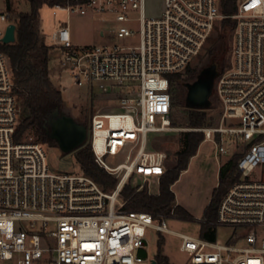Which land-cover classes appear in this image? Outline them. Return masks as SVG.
<instances>
[{
  "label": "built area",
  "instance_id": "2783aa9c",
  "mask_svg": "<svg viewBox=\"0 0 264 264\" xmlns=\"http://www.w3.org/2000/svg\"><path fill=\"white\" fill-rule=\"evenodd\" d=\"M160 2L153 10L148 0H65L54 7L110 16L117 37L127 40L76 47L68 23L52 35L78 85L98 83L117 99L92 115L89 142L96 163L117 180L110 192L83 173L54 171L45 144L17 139L13 73L0 51V264H137L147 258L149 230L174 234L167 225L174 214L154 219L127 211L122 191L131 179L160 185L168 172L167 153L152 148L151 136L177 131L169 76L183 73L225 20L234 30L230 66L215 88L219 121L190 131L203 133L218 156L239 157L214 223L233 230L229 243L236 245L179 235L180 250L190 264H264V0H236L233 12L225 0ZM0 21L12 24L8 13Z\"/></svg>",
  "mask_w": 264,
  "mask_h": 264
},
{
  "label": "rangeland",
  "instance_id": "374dc122",
  "mask_svg": "<svg viewBox=\"0 0 264 264\" xmlns=\"http://www.w3.org/2000/svg\"><path fill=\"white\" fill-rule=\"evenodd\" d=\"M160 1L148 0V6L151 10L159 8L161 6ZM54 7L45 5L40 11L43 38L47 45L53 47L50 52L49 62L50 78L54 86L62 94V111L87 127L88 138L86 142L89 143L92 115L97 109H102L106 105H115L117 99L101 91L98 83L78 85L75 77L72 76V70L68 66L63 65V52L53 46L52 35L63 24L68 23L72 41L76 47L124 46L127 44V40L117 37L116 30L119 25L113 22L110 16L95 14L80 16L77 13L69 14L65 10ZM29 10L30 6L27 0H0V14L12 12L14 16L22 12H29ZM6 28L7 24L0 21V31H5ZM205 52V49H203L201 54L193 59L190 65L198 68V76L208 77L212 82L213 97L211 102L206 104L201 110L207 112V124L215 125L219 121L220 110V103L215 94L218 78L213 66H208L201 62ZM190 109L194 108L186 104V102L183 105L175 106L172 112V120L173 126L177 131L151 136L152 148L167 153L168 170L174 168L177 164L176 153L182 147V133L192 129L188 127ZM21 141L41 143L32 131H28ZM45 145L48 162L54 171L66 174H82L81 166L76 160L74 151L65 153L56 143L55 146ZM231 159V155L218 156L213 143L203 142L201 144L196 156L191 159L188 169L182 173L180 179L172 188L176 197V204L183 207L191 218L180 219L175 215L174 218L169 219L167 225L174 234H162L149 230L145 246L147 258L141 259L137 264H153L160 239L163 241V254L168 257L171 264H190L189 255L180 250L181 239L179 235L203 238L201 235V222L204 211L209 205L215 189L218 187L220 170L229 167ZM128 186L140 189L145 187L150 194H158L160 187L156 180L151 181L150 185H148V183L144 184L140 179L129 180ZM232 234L233 230L231 229L218 228L214 241L221 245H236L233 242L229 243Z\"/></svg>",
  "mask_w": 264,
  "mask_h": 264
},
{
  "label": "trees",
  "instance_id": "16d2710c",
  "mask_svg": "<svg viewBox=\"0 0 264 264\" xmlns=\"http://www.w3.org/2000/svg\"><path fill=\"white\" fill-rule=\"evenodd\" d=\"M225 1L226 11L233 12L236 0ZM27 2L30 6L29 12L14 16L12 12L8 13L10 22L16 25V41L13 44H0V51L5 53L10 61L15 84L14 92L20 110V123L16 136L21 140L28 131H32L41 143L55 146V141L47 134L48 120L55 110L62 111L63 100L61 92L50 78L49 62L53 47L47 45L43 38L40 11L45 5L49 7L64 5L65 0H27ZM233 30V21L221 22L204 48L206 52L201 62L215 67L217 78L230 66ZM198 74V68L189 65L183 73L169 76L172 112L175 106L185 103L187 85L196 81ZM207 122V112L198 109L189 110V128H202L208 125ZM182 134V147L176 153L177 164L161 178L158 194H150L145 187L139 190L126 185L122 191L125 210L146 212L154 219L169 218L172 214L180 219L191 218L183 207L176 204L172 188L182 173L188 169L191 159L196 156L204 141V134L192 131ZM74 152L84 175L93 179L104 192H110L115 188L117 180L96 163L90 143L86 142ZM238 159L237 156L233 157L229 167L220 170L218 187L204 211L201 235L209 241L215 240L217 229L214 223L220 202L236 181L234 174ZM162 247L163 241L160 239L154 261L156 264H171L168 257L163 254Z\"/></svg>",
  "mask_w": 264,
  "mask_h": 264
},
{
  "label": "water",
  "instance_id": "95a60500",
  "mask_svg": "<svg viewBox=\"0 0 264 264\" xmlns=\"http://www.w3.org/2000/svg\"><path fill=\"white\" fill-rule=\"evenodd\" d=\"M15 41L16 25L12 23L6 29L2 42L3 44H13ZM213 92L211 80L208 77L198 76L196 81L187 85L185 102L194 109L201 110L211 102ZM47 134L63 152L68 153L77 150L86 143L88 129L73 117L57 109L48 120ZM153 264L156 262L153 261Z\"/></svg>",
  "mask_w": 264,
  "mask_h": 264
},
{
  "label": "crops",
  "instance_id": "0c3cea01",
  "mask_svg": "<svg viewBox=\"0 0 264 264\" xmlns=\"http://www.w3.org/2000/svg\"><path fill=\"white\" fill-rule=\"evenodd\" d=\"M185 172V171H184Z\"/></svg>",
  "mask_w": 264,
  "mask_h": 264
},
{
  "label": "flooded vegetation",
  "instance_id": "af4514ba",
  "mask_svg": "<svg viewBox=\"0 0 264 264\" xmlns=\"http://www.w3.org/2000/svg\"><path fill=\"white\" fill-rule=\"evenodd\" d=\"M213 97V96H212Z\"/></svg>",
  "mask_w": 264,
  "mask_h": 264
}]
</instances>
